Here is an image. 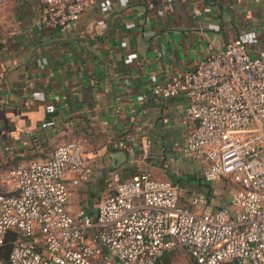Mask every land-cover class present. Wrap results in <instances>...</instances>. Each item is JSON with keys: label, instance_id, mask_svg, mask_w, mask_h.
I'll return each mask as SVG.
<instances>
[{"label": "crops", "instance_id": "obj_1", "mask_svg": "<svg viewBox=\"0 0 264 264\" xmlns=\"http://www.w3.org/2000/svg\"><path fill=\"white\" fill-rule=\"evenodd\" d=\"M42 10L41 0H0V195L18 192L10 168L77 139L93 167L90 193L115 172H149L175 182L189 205L196 195L183 196L181 180L204 181L201 161L184 151L196 121L185 95L154 89L241 34L264 55V0H92L78 22L59 28L40 22ZM118 151L127 155L120 165ZM12 234L0 264H9L2 246Z\"/></svg>", "mask_w": 264, "mask_h": 264}, {"label": "built area", "instance_id": "obj_2", "mask_svg": "<svg viewBox=\"0 0 264 264\" xmlns=\"http://www.w3.org/2000/svg\"><path fill=\"white\" fill-rule=\"evenodd\" d=\"M41 1L40 22L51 28L75 24L92 2ZM252 41L241 34L154 89L187 97L196 127L184 151L201 161L205 182L235 185L227 206L201 194L186 206L172 180L115 172L114 193L95 212H71V188L93 175L82 141L73 139L46 160L9 169L18 187L0 195V246L8 232L18 235L9 264H157L180 246L197 264H264V55L252 53Z\"/></svg>", "mask_w": 264, "mask_h": 264}, {"label": "rangeland", "instance_id": "obj_3", "mask_svg": "<svg viewBox=\"0 0 264 264\" xmlns=\"http://www.w3.org/2000/svg\"><path fill=\"white\" fill-rule=\"evenodd\" d=\"M81 141V140H80ZM53 145V144H52ZM57 143L53 145L54 147L50 149L48 155H51L54 148L56 147ZM34 160H41V159H32ZM31 160V161H32ZM42 160H45L42 159ZM93 161H95L93 159ZM25 162H30L25 160ZM18 162L12 163V165H15ZM94 164V170H102V168L107 169V165L103 164H97L93 162ZM100 165V166H99ZM103 166V167H102ZM102 172V174L104 173ZM195 179L191 178L188 181V178L182 179L181 181V187L183 189V196H192V195H205L210 196L212 200V204L215 207L219 206H227L229 204V199L231 198L234 190L235 185L230 182L229 180H221L214 183H207L205 181H202V184H200L199 180L196 178V174H192ZM90 183L87 181L83 182L81 185L75 187L72 191L71 197H70V203H69V209L72 211H78V210H84L87 206V203L91 205V208L96 209L97 203L100 201L101 198L104 196L110 195L113 193L114 186L111 184L110 180H100L98 185V191L94 193H90ZM172 255V259L176 264H193L194 258L191 256V254L188 252V250L180 246L173 251L170 252Z\"/></svg>", "mask_w": 264, "mask_h": 264}, {"label": "trees", "instance_id": "obj_4", "mask_svg": "<svg viewBox=\"0 0 264 264\" xmlns=\"http://www.w3.org/2000/svg\"><path fill=\"white\" fill-rule=\"evenodd\" d=\"M17 237H18L17 233L10 235L7 238V240L4 243V245L2 246V251L5 252V260L9 259V253H10V251H11V249L13 247V243L17 239ZM170 252L166 253L161 259H159V261L157 262V264H176L173 261L172 255H171ZM1 258H3V257H1ZM193 264H197L195 260H194V263Z\"/></svg>", "mask_w": 264, "mask_h": 264}, {"label": "water", "instance_id": "obj_5", "mask_svg": "<svg viewBox=\"0 0 264 264\" xmlns=\"http://www.w3.org/2000/svg\"><path fill=\"white\" fill-rule=\"evenodd\" d=\"M126 157L127 155L125 151H118L114 153V158H116L118 165L124 162L126 160Z\"/></svg>", "mask_w": 264, "mask_h": 264}]
</instances>
